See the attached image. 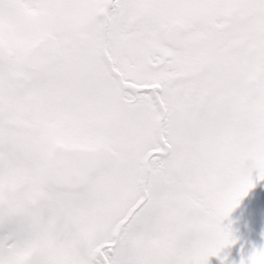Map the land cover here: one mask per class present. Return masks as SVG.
<instances>
[{"label":"snow or ice","instance_id":"obj_1","mask_svg":"<svg viewBox=\"0 0 264 264\" xmlns=\"http://www.w3.org/2000/svg\"><path fill=\"white\" fill-rule=\"evenodd\" d=\"M0 264H264V0H0Z\"/></svg>","mask_w":264,"mask_h":264}]
</instances>
